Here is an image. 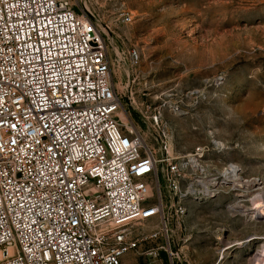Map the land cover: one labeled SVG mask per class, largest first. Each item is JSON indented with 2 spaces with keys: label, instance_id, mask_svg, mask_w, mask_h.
I'll list each match as a JSON object with an SVG mask.
<instances>
[{
  "label": "built area",
  "instance_id": "obj_1",
  "mask_svg": "<svg viewBox=\"0 0 264 264\" xmlns=\"http://www.w3.org/2000/svg\"><path fill=\"white\" fill-rule=\"evenodd\" d=\"M78 6L0 0V264H179L186 198L215 197L238 167L210 165L218 144L177 153L121 120L105 39Z\"/></svg>",
  "mask_w": 264,
  "mask_h": 264
},
{
  "label": "rangeland",
  "instance_id": "obj_2",
  "mask_svg": "<svg viewBox=\"0 0 264 264\" xmlns=\"http://www.w3.org/2000/svg\"><path fill=\"white\" fill-rule=\"evenodd\" d=\"M77 1L105 39L124 123L134 121L155 147L168 134L182 154L217 141L212 167L230 161L239 179L264 185V0ZM232 182L213 198H186L175 229L179 264L264 260V209L244 212L257 206V191L238 197ZM233 203L242 211H231Z\"/></svg>",
  "mask_w": 264,
  "mask_h": 264
},
{
  "label": "bare ground",
  "instance_id": "obj_3",
  "mask_svg": "<svg viewBox=\"0 0 264 264\" xmlns=\"http://www.w3.org/2000/svg\"><path fill=\"white\" fill-rule=\"evenodd\" d=\"M216 143L220 144L217 141H216ZM236 169H237V166L234 164V170H236ZM237 174H236V172L233 174V178L232 179L234 180V182L232 183V185H235V187L237 186V190L240 191V192L237 193L238 197L239 196H244V194L247 195L249 193V190H253L254 192L257 191V193L253 197V198H255V200L257 202V206L255 208L254 207H250V208L247 207V208L244 209V212L247 213V214L249 213V214L253 215L252 213L254 212V210H256V209H259V210L264 209V193H263L264 192V185H262V183L257 181V179L256 180L255 179H247V180L243 181V179L241 180V179H239L237 177ZM241 199H242L241 201H247L248 200L246 198H241ZM236 202H238V200ZM234 204L235 203H233L231 206H229L230 210L232 209L234 211H242L241 209L236 210L237 207L242 206V205H239V204L238 205H234ZM263 255H264V253H263ZM258 264H264V260L259 261Z\"/></svg>",
  "mask_w": 264,
  "mask_h": 264
}]
</instances>
